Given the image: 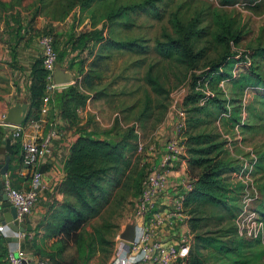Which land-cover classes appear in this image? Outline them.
<instances>
[{
    "label": "rangeland",
    "instance_id": "374dc122",
    "mask_svg": "<svg viewBox=\"0 0 264 264\" xmlns=\"http://www.w3.org/2000/svg\"><path fill=\"white\" fill-rule=\"evenodd\" d=\"M174 19L194 23L188 43L201 48L194 63L155 46L175 34ZM43 37L56 49L57 63L71 72L59 96H69L72 87L78 93L72 97L83 96L80 104H115L114 118L123 122L117 131L131 132L125 151L131 176L134 167L141 168V180L152 165L160 166L167 140L182 144L170 162L183 159L188 174L189 134L210 131L224 140L237 164L225 174L237 198L227 206L184 204L186 188L179 183L167 210L178 213L176 233L188 237L189 247L172 264H264V0H0V141L12 126L5 121L8 108L29 100L31 65L42 60ZM146 73L162 90L152 88ZM83 123L99 128L88 113ZM178 174L192 182L190 174ZM114 191L105 209L83 225L78 245L66 244L64 258L107 264L114 251L127 248L116 234L135 217L136 188ZM120 192L123 200H117ZM161 207L154 202L144 219ZM31 239L47 248L54 240L44 230Z\"/></svg>",
    "mask_w": 264,
    "mask_h": 264
},
{
    "label": "trees",
    "instance_id": "16d2710c",
    "mask_svg": "<svg viewBox=\"0 0 264 264\" xmlns=\"http://www.w3.org/2000/svg\"><path fill=\"white\" fill-rule=\"evenodd\" d=\"M175 34H165L164 40H156L155 46L160 53L168 56L176 53L180 58L194 63L195 57L201 55V48L192 50L188 39L192 33H196L192 22L182 24L178 19L171 21ZM230 35L232 31H229ZM123 47L134 48L132 42L121 44ZM144 46H139L143 50ZM47 70L42 60L35 59L31 65V81L29 86V108L26 120L40 116V105L47 82ZM146 79L156 91L162 90L157 78L146 73ZM55 91L51 96L52 109L47 114L48 119L55 121L57 117L62 118L66 126L78 122L76 108L81 105L83 96L78 98L71 96L75 91L69 87V96H59ZM77 93V92H75ZM58 94L59 101H55ZM78 94V93H77ZM57 96V97H58ZM131 106V105H130ZM129 106V107H130ZM128 107V108H129ZM56 108V113H54ZM118 120L114 118L112 127L118 128ZM78 127V126H77ZM60 130V127H58ZM118 131V138L96 137L87 132H79L70 142L68 156L65 162L64 176L61 180V189L73 197L72 200L64 199L59 203H52L41 223L37 224L32 233L27 231L26 236L31 239L40 229L46 235L54 238L50 247L42 243L33 244L36 254H42L49 264H87L88 257L82 261L75 259L67 260L62 256L66 244L74 241L76 245L80 242L83 225L90 218L98 216L107 206L115 189L136 188L137 194L141 180V168L135 169L134 176L126 171L128 157L125 156L127 139L131 132ZM216 133L210 131H198L189 134L186 139L188 156L187 171L192 182L191 187L186 190L183 203L206 202L212 205L227 206L229 199L235 201L236 196H231L230 181L226 173L234 171L237 164L228 156L223 147L224 140L217 138ZM19 142V140H18ZM21 146V143L12 144L13 149ZM230 193V197H229ZM123 193L118 194L117 200H123ZM98 226L95 228L97 231ZM30 231V230H29ZM1 241H7L5 235L1 234ZM110 241H107V250ZM5 257L7 244L5 245ZM94 252V250H93Z\"/></svg>",
    "mask_w": 264,
    "mask_h": 264
},
{
    "label": "built area",
    "instance_id": "2783aa9c",
    "mask_svg": "<svg viewBox=\"0 0 264 264\" xmlns=\"http://www.w3.org/2000/svg\"><path fill=\"white\" fill-rule=\"evenodd\" d=\"M43 57L42 64L47 70V82L42 96L40 105V116L32 118L31 124L39 127L42 120L41 114L47 115L51 111L52 89L58 84L53 82L52 70L57 63V51L52 42L43 37ZM56 113V108H54ZM50 128L44 134L38 132L32 134L23 133V125L21 123L11 124L12 137L21 139V172L30 175V185L28 188L22 189L11 183L7 171L3 178V190L6 191L8 199L16 207V216L18 223L24 221L37 197V191L42 184V170L40 161L43 157L48 156L53 151L52 138L59 133L57 127V118L55 121L49 120ZM36 127V128H37ZM168 152L161 155V159L157 166L152 165L144 174L140 188L134 197L135 217L132 220L136 224H140L141 230L138 236L135 235L131 241H126L116 234L117 237L125 241L127 248H120L112 253L108 264H172L176 260H183L186 257L189 240L184 234H178L175 241H165L161 239H151L147 224L144 222L146 211L150 209L155 202V197L165 180L164 164L170 163L182 147V144L175 140H167L164 146ZM191 187L190 182H186V190ZM183 193L179 194V201L182 200ZM163 220V216L159 212H154L152 221L157 224ZM0 233L7 236H17V239H9L6 250V259L8 264H31L29 258L22 248L19 238L27 234V230H15L8 225L7 222L0 220ZM122 242V243H123ZM32 264H49L46 258L36 257L32 260Z\"/></svg>",
    "mask_w": 264,
    "mask_h": 264
},
{
    "label": "crops",
    "instance_id": "0c3cea01",
    "mask_svg": "<svg viewBox=\"0 0 264 264\" xmlns=\"http://www.w3.org/2000/svg\"><path fill=\"white\" fill-rule=\"evenodd\" d=\"M63 66V65H62ZM63 84L57 85L52 89V95H54L55 91L59 89ZM25 103L27 105V111L29 108V100L27 99ZM131 104H127L124 108L129 107ZM115 104H89L88 101H85L83 104L79 105L76 108L77 118H78V127L66 126L65 121L57 117V127H60V131L56 137L52 138V146L53 151L48 156L43 157L40 161V166L42 170V184L39 186L37 191V197L31 207L30 212L27 215L28 221L32 224V228L27 230L32 233L33 229L37 224L41 223L44 219L46 211L48 207L52 203H59L64 199L72 200L73 197L66 192H64L61 187V180L64 176L65 162L68 156L69 145L73 138L79 132H87L96 137H105V138H118L117 128H113V120L116 113ZM93 115L95 119V125L99 128L97 130L91 131L90 125L84 124L83 120L86 114ZM48 115L41 114L42 120L40 121L39 127L34 124H31V119L25 120L21 124L23 125V133L28 135L35 132L38 134H44L50 128V121L47 117ZM118 125L123 126V122L118 120ZM37 127V128H36ZM5 137V136H4ZM2 137V139L4 138ZM0 141V144L2 142ZM21 141L20 138L12 137L10 144L18 143ZM21 143V142H20ZM14 148V147H12ZM8 153V151H6ZM9 165L7 169V174L11 180V183L19 188L25 189L30 185V175L28 173L21 172L22 161H21V146L19 145L13 152L10 154ZM173 167H172V166ZM186 162L180 158H174L173 161L169 163V165L164 169L165 170V180L159 189L156 197L155 204H158L161 207V210L157 212L161 213L163 216V221L155 224L151 220L144 219V222L147 224L148 230L150 232L151 239H161L165 241H175L178 234L176 233V229L174 224L176 223V218L178 217V213L175 212L174 209L167 210V205L170 203L176 202L177 197L175 196V190L179 188V183L181 182L182 188L186 187V182H189V178L185 179V181H181L179 175V171L183 172L185 177H189V174L185 170ZM179 177V178H178ZM185 182V183H184ZM154 213V212H153ZM41 230V229H40ZM139 228L135 229V235L138 232ZM1 238V235H0ZM12 240V238H11ZM21 245L28 248L27 254L29 258V262L31 263L33 259H35L36 253L33 250L31 240L29 236L26 235L19 238ZM116 243V242H115ZM115 243H113L112 250L115 249ZM9 244V239L7 241L0 240V264H8L7 259L5 257V245ZM123 244H126L123 242ZM30 250V251H29ZM112 256V255H111ZM110 256V258H111ZM87 264H92V259H89ZM108 264V263H107Z\"/></svg>",
    "mask_w": 264,
    "mask_h": 264
},
{
    "label": "water",
    "instance_id": "95a60500",
    "mask_svg": "<svg viewBox=\"0 0 264 264\" xmlns=\"http://www.w3.org/2000/svg\"><path fill=\"white\" fill-rule=\"evenodd\" d=\"M52 79L56 84H63L71 81V72L61 64L56 63L52 70ZM27 105L20 102L12 104L5 115V121L10 124H18L24 122L26 119ZM12 139L11 130L2 139L0 144V220L7 222L15 230H30L32 224L28 221L27 217L24 221L18 223L16 216V207L8 199V195L3 190V178L8 169L10 154L13 148L10 144ZM8 151V153H6ZM134 222H125L123 228L119 231V236L126 241L133 240L134 237ZM17 239V236H7V239ZM32 264V262H31Z\"/></svg>",
    "mask_w": 264,
    "mask_h": 264
},
{
    "label": "bare ground",
    "instance_id": "6f19581e",
    "mask_svg": "<svg viewBox=\"0 0 264 264\" xmlns=\"http://www.w3.org/2000/svg\"><path fill=\"white\" fill-rule=\"evenodd\" d=\"M140 225V224H139ZM135 229H136V226H135ZM140 228H139V230H138V232L136 233V236H138L139 234H140Z\"/></svg>",
    "mask_w": 264,
    "mask_h": 264
}]
</instances>
